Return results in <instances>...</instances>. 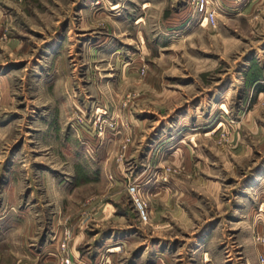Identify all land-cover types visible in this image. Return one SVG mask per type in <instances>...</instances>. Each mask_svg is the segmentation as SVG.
<instances>
[{
	"label": "rangeland",
	"instance_id": "obj_1",
	"mask_svg": "<svg viewBox=\"0 0 264 264\" xmlns=\"http://www.w3.org/2000/svg\"><path fill=\"white\" fill-rule=\"evenodd\" d=\"M67 258L264 264V0H0V264Z\"/></svg>",
	"mask_w": 264,
	"mask_h": 264
},
{
	"label": "built area",
	"instance_id": "obj_2",
	"mask_svg": "<svg viewBox=\"0 0 264 264\" xmlns=\"http://www.w3.org/2000/svg\"><path fill=\"white\" fill-rule=\"evenodd\" d=\"M203 5V4H202ZM205 18L208 19L210 22L214 23L215 17L212 13H208L205 15ZM129 195L132 198V201L136 207V211L138 212V217L140 221H146L148 219V212L146 211V206L144 202L141 200L138 190L134 184H131L127 188ZM63 246V245H62ZM65 264H72L69 262V259H65Z\"/></svg>",
	"mask_w": 264,
	"mask_h": 264
},
{
	"label": "crops",
	"instance_id": "obj_3",
	"mask_svg": "<svg viewBox=\"0 0 264 264\" xmlns=\"http://www.w3.org/2000/svg\"><path fill=\"white\" fill-rule=\"evenodd\" d=\"M114 250V248L109 249L108 251Z\"/></svg>",
	"mask_w": 264,
	"mask_h": 264
},
{
	"label": "trees",
	"instance_id": "obj_4",
	"mask_svg": "<svg viewBox=\"0 0 264 264\" xmlns=\"http://www.w3.org/2000/svg\"><path fill=\"white\" fill-rule=\"evenodd\" d=\"M258 78L256 77V78H254V80L256 81Z\"/></svg>",
	"mask_w": 264,
	"mask_h": 264
}]
</instances>
